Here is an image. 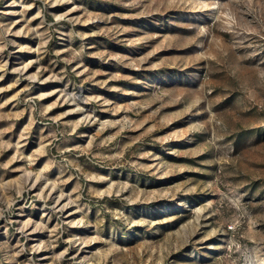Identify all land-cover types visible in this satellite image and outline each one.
<instances>
[{"label":"rangeland","instance_id":"1","mask_svg":"<svg viewBox=\"0 0 264 264\" xmlns=\"http://www.w3.org/2000/svg\"><path fill=\"white\" fill-rule=\"evenodd\" d=\"M0 264H264V0H0Z\"/></svg>","mask_w":264,"mask_h":264}]
</instances>
